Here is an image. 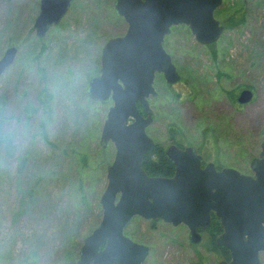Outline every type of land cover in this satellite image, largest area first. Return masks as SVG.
Masks as SVG:
<instances>
[{
	"label": "rangeland",
	"instance_id": "obj_1",
	"mask_svg": "<svg viewBox=\"0 0 264 264\" xmlns=\"http://www.w3.org/2000/svg\"><path fill=\"white\" fill-rule=\"evenodd\" d=\"M114 1L74 0L60 23L38 37L40 0H0V58L8 47L18 48L0 77L3 129L12 139L11 149L0 143V264H69L101 220L100 198L115 150L112 144L102 148L100 137L112 103L96 102L87 90L98 75L102 46L127 27ZM223 3L217 16L227 30L213 45L198 43L183 24L166 37L183 79L170 85L157 75L149 132L160 145H167L170 124L190 144L218 127L229 140L237 134L241 146L233 142L230 153L226 141L214 137V157L245 156L239 170L251 173L264 139V0ZM242 87L253 91V99L229 102ZM44 92L51 95L49 112L40 101ZM125 232L150 247L143 264L221 261L201 244H190L184 224L135 216ZM260 259L264 264V251Z\"/></svg>",
	"mask_w": 264,
	"mask_h": 264
},
{
	"label": "water",
	"instance_id": "obj_2",
	"mask_svg": "<svg viewBox=\"0 0 264 264\" xmlns=\"http://www.w3.org/2000/svg\"><path fill=\"white\" fill-rule=\"evenodd\" d=\"M224 0H115V10L128 23L124 36L113 37L103 47L102 74L90 80L92 99L114 103L109 107L101 143L116 145L114 161L107 167V185L100 198L101 220L83 239L76 260L69 264H143L150 247L135 241L125 228L134 216L185 224L190 239L201 240L199 227L206 228L214 212L223 231L217 243L231 252L219 264H262L264 251V139L259 156L251 161V173L235 168H202L193 148L172 145L167 155L176 166L173 177L150 176L142 166L145 153L155 142L147 133L152 123L148 98L156 96V72L169 83L181 77L163 47L175 25L190 27L201 44L217 41L225 30L215 17ZM73 0H40L34 29L38 37L60 23ZM16 46L0 58V77L14 63ZM254 93L241 92L239 101L249 103ZM140 101L147 117L137 106ZM132 119L131 122L129 120Z\"/></svg>",
	"mask_w": 264,
	"mask_h": 264
},
{
	"label": "flooded vegetation",
	"instance_id": "obj_3",
	"mask_svg": "<svg viewBox=\"0 0 264 264\" xmlns=\"http://www.w3.org/2000/svg\"><path fill=\"white\" fill-rule=\"evenodd\" d=\"M74 1V0H73ZM224 2V1H223ZM73 3V2H72ZM224 4V3H223ZM222 4V5H223ZM221 5V6H222ZM71 6H72V4H71ZM221 6L220 7H218L216 10H215V12H214V15H215V17L220 21V24L221 25H224V27H225V30H224V32L227 30V24L226 23H224L222 20H220V18H218V16H217V13H219L220 12V8H221ZM71 8V7H70ZM114 9H115V1H114ZM69 11V10H68ZM115 13H116V15H117V17H119V18H123L124 19V17L123 16H120L117 12H116V10H115ZM124 21L126 22V20L124 19ZM126 24H127V27H126V30H125V32L123 33V34H121V35H115V36H112V37H110L109 39H111V38H113V37H119V36H124L125 35V33H126V31H127V29H128V23L126 22ZM185 26H187V25H185ZM177 27V25H175V26H172L171 27V30H170V32L165 36V38H164V42H163V47L165 48V50L167 51V53H169L170 54V56H171V60H172V62L175 64V66H176V69H177V71L179 72V74L181 75V77H180V79L178 80V81H176V82H174V83H169V82H167V80L165 79V77H164V75H163V73H160V72H156V75H155V78H154V87H155V89H156V86H155V82H156V77H157V75L158 74H162L163 75V77H164V79H165V81L168 83V84H170V85H177V84H179V83H181L182 82V79H183V72L181 71V69H179V67H178V65H177V63H176V61L174 60V58H173V56H172V54L167 50V48H166V37L169 35V34H171V31L174 29V28H176ZM188 28H190L189 26H187ZM191 30V29H190ZM192 32V31H191ZM224 32L222 33V35L224 34ZM193 34V33H192ZM221 35V36H222ZM221 36H220V38H221ZM219 38V39H220ZM108 39V40H109ZM218 39V40H219ZM108 40L104 43V45L102 46V48H101V53H100V66H99V72H98V75H95L94 77H98V76H100L101 74H102V67H103V61H102V52H103V47L105 46V44L108 42ZM217 40V41H218ZM216 41H214V42H212V43H208V44H201V45H204V46H210V45H213L214 43H215ZM199 43V42H198ZM94 77H92V78H94ZM91 78V79H92ZM196 79H198V77H195ZM90 79V80H91ZM90 80H89V83H90ZM183 85L185 86V84L183 83ZM88 87H89V85H88ZM186 87V86H185ZM247 87H242L240 90H239V92H238V94H237V96H234V100H232V97H229L230 99H228L229 100V102H231V103H235V104H239V105H246L247 103H241L240 101H239V97H240V95H241V92L244 90V89H246ZM88 91V90H87ZM156 91L158 92V90L156 89ZM184 93H185V89L184 88H181V89H179L178 90V93H176L177 94V98L178 99H180V98H182V96L184 95ZM88 94H89V92H88ZM159 95V92H158V94L156 95V96H158ZM90 96V95H89ZM152 97H155V96H153V95H151L149 98H148V100H149V104H150V107H151V109H152V117H153V121H152V123L147 127V133H148V135L149 136H151L152 138H153V140H154V142H155V144H154V146L150 149V150H148L146 153H145V155H144V157H143V161H142V166H143V168L145 169V171L147 172V174L148 175H150V176H162V177H173L174 175H175V173H176V166L172 163V161L169 159V157H168V155H167V150L169 149V147H171L172 145H176V146H178L180 149H183V150H186L187 148H193L195 151H196V153L198 154V155H200V157H201V166H202V168H205V167H207V165H209V164H213L215 167H216V169L217 170H222V169H224V168H235V169H238L239 170V168H240V163L242 162V160L241 159H244L245 160V156H243L242 158H241V155H239V157H238V161H222V160H220V161H218V160H216V158L214 157V153H213V150H214V147H215V145H214V137H216V139H221V137H222V140L223 141H226V147H227V151H228V153H230V151L231 150H235V148H234V145L232 144L233 142H239V147L241 146L240 144H241V136H236L235 135V137L233 138V140H229V133L224 137V133H223V131H222V136H221V134H220V131H219V127L217 128V130H216V133L214 132V130L212 129V133H209L208 132V134L206 135V134H202V138L200 139V142L199 143H197V144H190V143H187V141H186V139L183 137V134L181 133V130L177 127V126H175L174 124H170V125H168V127H167V145H165V144H163V145H160V143L155 139V137L153 136V135H151V133L149 132V128L151 127V125L155 122V117H154V113H153V108H152V106H151V102H150V100H151V98ZM94 100V99H93ZM96 102H101V103H112L111 105H113V103H114V101H113V99L112 98H110L109 100H106V101H98V100H95ZM234 104V105H235ZM238 105V110H241V107ZM137 106H138V108H139V110H140V113L144 116V117H147V112H146V110H145V108H144V106L142 105V103L140 102V101H138L137 102ZM218 112H219V110H218ZM221 113V112H220ZM132 121V119H130L129 120V122H131ZM224 127V126H223ZM222 127V128H223ZM102 133V132H101ZM212 135H213V137H212ZM218 136V137H217ZM100 144H101V146H102V148H107L108 146H109V144H112L113 145V147H114V150H115V152H114V158H113V160H112V162L114 161V159H115V156H116V151H117V149H116V145H115V143H114V141H112V140H110L108 143H106V144H102L101 143V137H100ZM231 147H233L232 149H230ZM161 152H162V156L164 155L165 156V158L167 159V160H169V162H170V164H169V170H165V171H162V172H156V173H154V174H151V173H149L147 170H146V165H145V163H144V161H145V159L147 158V156L149 155V157H154L155 159H158V155H160L161 154ZM259 156V155H258ZM111 162V163H112ZM110 163V164H111ZM109 164V165H110ZM108 165V166H109ZM107 166V167H108ZM241 171V170H240ZM215 216H217L214 212H212V220H213V217H215ZM135 217V216H134ZM133 217V218H134ZM218 217V216H217ZM219 218V217H218ZM220 219V218H219ZM156 220H161V219H156ZM212 220H211V223H212ZM154 221V220H153ZM161 221H163V220H161ZM221 221V220H220ZM164 222V221H163ZM165 223H167V222H165ZM211 223L206 227V228H203V227H199V233L201 234V240L199 241V242H197V243H194V242H192L191 241V239H190V230H189V240H190V244H205V242L207 241V239L208 238H211V237H213L214 236V239H215V243L216 244H218L217 243V236L220 234V233H222V231H223V226H222V230L218 233V234H216V235H214V234H212V230H211V228H210V226H211ZM167 224H171V225H173L172 223H167ZM183 224V223H182ZM185 225V224H184ZM173 226H176V225H173ZM188 228V227H187ZM189 229V228H188ZM223 259H221V261H222Z\"/></svg>",
	"mask_w": 264,
	"mask_h": 264
},
{
	"label": "trees",
	"instance_id": "obj_4",
	"mask_svg": "<svg viewBox=\"0 0 264 264\" xmlns=\"http://www.w3.org/2000/svg\"><path fill=\"white\" fill-rule=\"evenodd\" d=\"M243 20L244 19H241L240 21H243ZM50 99H51V95L46 92H44L40 96V101L41 103H43V105L46 108V111L48 112L50 111ZM4 120L5 118L3 116V111L2 109H0V143L4 144L5 147H7L8 149H11L12 139H11V136L7 134L3 129ZM144 163L146 165V170L151 174L169 170V164H170L169 160H167L164 155L162 156V152L160 155H158V159H155L154 157H149L148 155ZM23 192L31 196L34 194L33 190H27ZM210 228L212 230V234L214 235L218 234L222 230L221 221L217 216L213 217ZM78 244H80V242ZM201 246H204L206 251L211 252L212 254L217 256L219 259H223L227 261L231 259L230 250L223 245L216 244L214 236L211 238H208L205 244H201ZM79 250H80V247H78L77 251L79 252Z\"/></svg>",
	"mask_w": 264,
	"mask_h": 264
}]
</instances>
